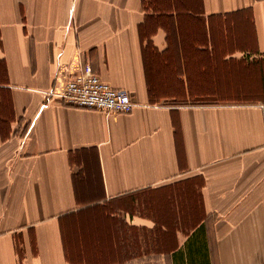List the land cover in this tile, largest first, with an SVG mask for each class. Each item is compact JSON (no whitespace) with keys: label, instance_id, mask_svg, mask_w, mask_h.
I'll return each mask as SVG.
<instances>
[{"label":"crops","instance_id":"0c3cea01","mask_svg":"<svg viewBox=\"0 0 264 264\" xmlns=\"http://www.w3.org/2000/svg\"><path fill=\"white\" fill-rule=\"evenodd\" d=\"M0 62V264H264V0H0Z\"/></svg>","mask_w":264,"mask_h":264},{"label":"built area","instance_id":"2783aa9c","mask_svg":"<svg viewBox=\"0 0 264 264\" xmlns=\"http://www.w3.org/2000/svg\"><path fill=\"white\" fill-rule=\"evenodd\" d=\"M51 95L68 105L106 114L129 113L135 105L127 90L117 89L104 81L90 64L81 66ZM259 107L264 114V103L259 104Z\"/></svg>","mask_w":264,"mask_h":264},{"label":"trees","instance_id":"16d2710c","mask_svg":"<svg viewBox=\"0 0 264 264\" xmlns=\"http://www.w3.org/2000/svg\"><path fill=\"white\" fill-rule=\"evenodd\" d=\"M7 71L6 66L3 62H0V84H6L7 83ZM203 227H198L193 232V239L191 238L187 244V250L189 251V254L192 256V262L198 263L199 260L196 256L199 255V253H203L206 249V243L204 241H200L201 236L203 233ZM197 238V239H196ZM194 240V241H193ZM203 262V261H202Z\"/></svg>","mask_w":264,"mask_h":264},{"label":"rangeland","instance_id":"374dc122","mask_svg":"<svg viewBox=\"0 0 264 264\" xmlns=\"http://www.w3.org/2000/svg\"><path fill=\"white\" fill-rule=\"evenodd\" d=\"M146 264V263H145Z\"/></svg>","mask_w":264,"mask_h":264}]
</instances>
